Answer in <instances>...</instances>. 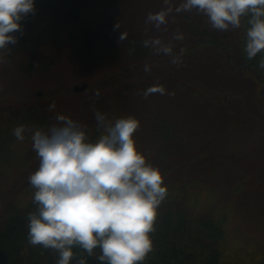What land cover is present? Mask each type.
Segmentation results:
<instances>
[{
	"label": "trees",
	"instance_id": "trees-1",
	"mask_svg": "<svg viewBox=\"0 0 264 264\" xmlns=\"http://www.w3.org/2000/svg\"><path fill=\"white\" fill-rule=\"evenodd\" d=\"M116 1L35 0V14L21 21L23 32L19 34L31 40L52 38L59 48L68 43L83 44L85 58L95 66L100 65L106 73L116 70L124 76L130 72L131 79L120 82L118 88L99 89L100 95H94L93 114L87 128L95 141L100 135L96 111L110 120L134 116L139 122L144 121L140 126L146 122L140 119L143 114L151 112L152 119L148 121L151 132L147 137L158 145L157 151L145 150L137 133L134 138L147 163L161 170L168 195L158 208L154 231L150 233L153 250L143 264H264V172L259 163L246 157L243 158L247 159V170L243 174L236 172L240 156L247 153L253 160V155L248 153L260 146L264 151V70L258 67L259 54L248 60L243 52L248 25L245 22L239 29L220 32L205 25L199 17L203 15L177 14L188 26L182 41H172L174 53L181 47L185 49L183 63L166 64L170 67L166 76L156 77L152 71L145 72L144 66L150 65L151 69L154 64L164 65L171 57L153 54L150 48L143 47L142 41L152 37L130 31L121 23L119 17L123 14L116 11ZM172 4L179 5L176 0ZM117 24L119 29L115 27ZM120 32H126L127 38L119 43ZM9 47L12 48L7 54L9 64H19L21 49L16 45ZM211 55L219 77L210 79L211 74L206 71L207 78H202L193 67L199 68ZM29 62L33 65L34 58L25 65L32 66ZM38 62L42 70L55 64L42 56ZM223 63L228 71L234 72L233 78L221 77L225 74ZM132 70L138 71L142 78L132 79ZM241 79L246 82L245 88L238 84ZM195 83L213 97L221 115L214 114L212 103L201 96L198 88H193ZM154 85H162L166 92L175 93L172 97L186 100L185 105L181 104L186 111L198 106L204 108V114L217 128L197 139L190 137L179 109L164 105L150 108L160 94L145 99L141 93ZM229 93L235 95L234 100H228ZM221 96L228 100L226 104ZM248 99L250 103L244 104ZM52 103L38 98L16 106L0 103V172L16 180V191L13 190L11 198L5 202L0 199V264H56L58 259L56 251L33 247L27 242V214L35 210L34 190L28 177L38 169L33 165L39 160L30 133L25 134L23 142L13 135L14 127L21 124L47 128L56 123L57 114L75 118L71 104L57 101L55 109L49 111ZM248 112L255 116L249 118ZM204 119L202 116L199 121ZM190 163L195 168L203 166V174L192 176L183 170V175L169 177ZM224 178L227 181L223 182ZM222 183L230 186L220 188ZM74 252L70 264H77L80 258V249L75 248ZM87 264L100 262L96 257H88Z\"/></svg>",
	"mask_w": 264,
	"mask_h": 264
},
{
	"label": "clouds",
	"instance_id": "clouds-1",
	"mask_svg": "<svg viewBox=\"0 0 264 264\" xmlns=\"http://www.w3.org/2000/svg\"><path fill=\"white\" fill-rule=\"evenodd\" d=\"M165 7L149 12L146 25L167 31L173 13L203 15L210 27L220 32L241 28L246 22V44L243 52L248 60L260 59L264 70V0H163ZM35 0H0V63L18 42L16 32H23L21 21L35 14ZM116 29H119L117 24ZM147 30V29H146ZM121 33L118 42L125 40ZM177 31L171 41L159 37L142 41L153 54L171 57L170 63L180 66L185 49L174 53L172 41H182ZM150 71V65L144 66ZM150 95H175L162 85L142 91ZM100 95L99 90L95 93ZM55 109V102L49 111ZM56 123L47 128L18 125L13 135L23 142L31 134L32 148L39 167L29 177L34 190L35 210L27 214V242L58 253L56 264H70L80 249L77 264H87L96 257L100 264H143L153 250L150 233L158 208L168 195L161 170L147 163L136 145L134 134L140 122L134 116L110 120L96 111L99 137L93 141L87 125L70 116L57 114ZM97 251L99 254L97 255Z\"/></svg>",
	"mask_w": 264,
	"mask_h": 264
},
{
	"label": "rangeland",
	"instance_id": "rangeland-1",
	"mask_svg": "<svg viewBox=\"0 0 264 264\" xmlns=\"http://www.w3.org/2000/svg\"><path fill=\"white\" fill-rule=\"evenodd\" d=\"M176 1L178 3L181 2V0ZM116 3H118L116 11L123 14L119 17L120 21L122 20L121 23H123L130 31L143 32L152 38L159 37L163 42H166L167 39H170L171 35L177 31L183 34L187 33L188 31L187 23L177 16L176 13H173L172 16L168 18L169 22L166 26L167 31H164L163 27L157 30L154 26L145 24V19L149 12L155 13L165 7L163 0H117ZM192 14H195V12ZM199 17L201 20H203L205 25L206 23L209 25L206 17ZM15 35L18 37V42L15 45L21 49V58L18 57V59L20 58V63L14 65L9 64L7 60V54L4 57V62L0 63V103L8 102L16 106L22 101L33 102L37 98L38 101L51 100L53 102L58 101L60 103H68L71 104L72 108L76 111L75 118L78 120V122L88 126L93 114L92 104L94 102L93 99L96 91L103 88L106 90H114L118 88V84L120 82H125L131 79L128 78L131 76V74H129L130 72L128 74H124L123 76L121 73L117 74V71L115 70L116 72L112 71L110 74L108 72L106 73L104 68L99 67L100 65L95 66L85 58L86 55L84 53L83 44L73 46V44L68 43L61 45L59 48L52 38L31 40L27 37H23L21 34H19V32H16ZM41 56L44 59H48L49 62H55L53 67L47 70H42L39 67L38 62ZM30 58H34V64L32 65V63L29 62L32 66L29 64L25 65L26 61H28ZM212 59V55L210 57H206L205 64H202L199 67L200 70L195 66L193 69H196L198 75L202 76V78H207L206 71L211 74L210 79L218 78L219 74L216 68H213ZM208 62H211V64ZM207 63L208 65L206 66ZM166 64L170 66V62H167L164 65H152L153 67L150 69V71H152L151 74H154L156 77H163L169 70V66ZM219 65H221V62ZM205 66L208 69H205ZM223 67L225 68L224 63ZM224 71L225 74L221 75V77L225 76L227 79L234 77V72L228 71L227 68H225ZM131 73L133 75L132 79H140V77L142 78V76L136 70H132ZM116 79L117 81L115 82ZM83 83H88V87L85 90L78 92L73 90L75 85H82ZM238 84L241 86V88L246 87V82H244L242 79L238 82ZM193 88H198L201 96L204 97V99H206L209 103H212L214 114L217 115L218 113L221 115V113L218 112L219 108L217 104H215L212 100L213 97L210 98L208 96L206 89L200 87L197 83L193 85ZM39 91H41V95H38ZM180 97L158 95L150 108L159 109L164 105L168 107V109H179V115L183 117V120L186 123L185 128L188 130L189 136L193 138H196L199 135H204L206 132L210 130L213 131L217 128L218 125L215 127V124L212 122V120L210 121L209 118H207V115L204 114V108L198 106L196 109H189V111L184 110L181 104L185 105L186 100ZM221 97L224 100V104H226L228 100L235 99V95L233 93L232 95L230 93L228 94L227 101H225V97ZM259 100L260 99L258 98V101ZM249 101L250 99L245 101L244 104L250 103ZM189 108H191V106H189ZM230 112L234 113V110L231 109ZM143 115L144 117L149 118L151 116V112L148 111ZM251 115L254 114L248 112L249 118ZM202 116H204L205 119L203 121H199ZM144 117L140 119L145 120L146 122L143 123L144 126L139 127L136 133L139 135L141 140L143 139L142 142L145 150L149 149L150 151L156 152L158 145L155 142L150 141L147 137V135L151 132V126L148 121L152 119V117L149 119ZM219 131H221V129ZM262 132H264V129ZM260 143L261 142H259L258 145H260ZM245 154L246 155L240 156V158L237 159H240V163L237 166L236 172L243 174L244 170H247L245 165V161L247 159L250 162L259 163L258 166L260 169H262L261 172H264V151L262 152L261 146L252 153H248L253 155V160L251 157H247V153ZM243 157H246L247 159ZM33 166L36 168L39 167V162ZM177 170L178 169L173 171L169 177L171 178L172 175H183V170L185 173H188L192 176H201L203 174V166L197 165L195 168L191 163L179 169L178 171ZM224 181H227L226 178H224L223 182ZM15 184L16 180L9 179L6 173L0 172V199L2 201L5 202L7 201L6 199L11 198L13 190L16 191ZM228 185L229 183H222V187L220 188H224Z\"/></svg>",
	"mask_w": 264,
	"mask_h": 264
},
{
	"label": "water",
	"instance_id": "water-1",
	"mask_svg": "<svg viewBox=\"0 0 264 264\" xmlns=\"http://www.w3.org/2000/svg\"><path fill=\"white\" fill-rule=\"evenodd\" d=\"M88 87V83H83L82 85H75L73 87V90L78 92V91H82V90H85L86 88ZM41 91L38 92V95H41Z\"/></svg>",
	"mask_w": 264,
	"mask_h": 264
}]
</instances>
